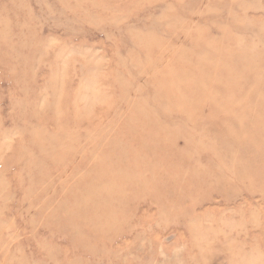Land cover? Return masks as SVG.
I'll return each instance as SVG.
<instances>
[{
    "label": "rangeland",
    "instance_id": "obj_1",
    "mask_svg": "<svg viewBox=\"0 0 264 264\" xmlns=\"http://www.w3.org/2000/svg\"><path fill=\"white\" fill-rule=\"evenodd\" d=\"M0 264H264V0H0Z\"/></svg>",
    "mask_w": 264,
    "mask_h": 264
}]
</instances>
